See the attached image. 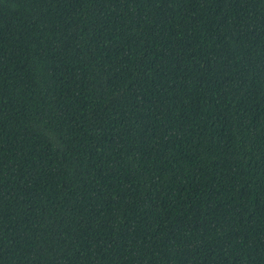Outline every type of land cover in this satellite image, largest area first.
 Listing matches in <instances>:
<instances>
[{
	"label": "trees",
	"instance_id": "trees-1",
	"mask_svg": "<svg viewBox=\"0 0 264 264\" xmlns=\"http://www.w3.org/2000/svg\"><path fill=\"white\" fill-rule=\"evenodd\" d=\"M0 264H264V0H0Z\"/></svg>",
	"mask_w": 264,
	"mask_h": 264
}]
</instances>
